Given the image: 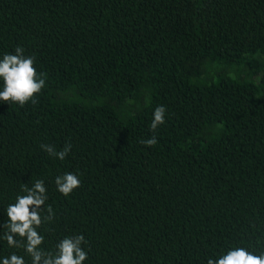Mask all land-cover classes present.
<instances>
[{"label":"trees","instance_id":"1","mask_svg":"<svg viewBox=\"0 0 264 264\" xmlns=\"http://www.w3.org/2000/svg\"><path fill=\"white\" fill-rule=\"evenodd\" d=\"M17 46L46 86L35 105L0 101V235L41 179L43 247L83 234L84 264L264 251V0H0V59ZM69 143L63 161L41 148ZM12 252L31 264L0 240Z\"/></svg>","mask_w":264,"mask_h":264},{"label":"clouds","instance_id":"2","mask_svg":"<svg viewBox=\"0 0 264 264\" xmlns=\"http://www.w3.org/2000/svg\"><path fill=\"white\" fill-rule=\"evenodd\" d=\"M24 52L22 46H17L14 54H4L0 59V101L21 107L28 103L35 105L38 95L46 86L45 74L35 67V57L25 56ZM165 115L164 106L155 108L150 123L151 132L155 133L159 126L165 124ZM140 143L152 147L158 140L152 135ZM41 148L63 161L71 151V144H66L60 151L48 144H42ZM55 184L57 190L67 197L81 186V180L77 174L68 172L57 176ZM21 191L24 194H18L15 202L7 206L8 222L3 226L0 240H5L9 248L23 249L31 258V264H84L88 252L82 247L87 244L83 234L64 237L56 244L54 251L43 247L45 237L38 230L55 219L51 205L45 206L48 196L44 181L37 179L32 187L24 184ZM0 264H26V260L23 255L12 252L0 258ZM207 264H264V251L255 254L242 246L233 247L214 258L209 257Z\"/></svg>","mask_w":264,"mask_h":264}]
</instances>
